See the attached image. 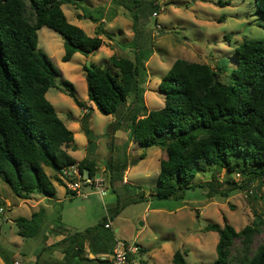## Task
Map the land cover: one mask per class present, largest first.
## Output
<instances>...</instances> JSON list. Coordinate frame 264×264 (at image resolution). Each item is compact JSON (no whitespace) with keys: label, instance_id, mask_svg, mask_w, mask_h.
Masks as SVG:
<instances>
[{"label":"trees","instance_id":"trees-1","mask_svg":"<svg viewBox=\"0 0 264 264\" xmlns=\"http://www.w3.org/2000/svg\"><path fill=\"white\" fill-rule=\"evenodd\" d=\"M78 1L82 0H0V178L20 200H29L34 194L55 196L56 186L45 167L56 170L58 178L63 167L75 163L87 168L91 175L98 172L95 161H77L68 151L74 148L75 135L47 99L62 72L39 49L38 32L44 27L63 37V62L78 53L89 58L101 48L104 42L100 35L89 36L72 24L63 10L64 5H76ZM130 1L138 7L136 0L115 3L132 12ZM256 13L264 16V0H256ZM85 18L99 22L91 14ZM134 19L137 30V17ZM259 26L264 29V21ZM128 46L134 50V59L117 55L110 58L117 72L94 63L92 69L84 66L88 101L104 115H117L128 99H132V107L138 103L131 116L129 141L142 149L159 147L166 154L160 162L158 184L152 191L156 199L184 200L187 190L211 187L212 182L203 185L194 180L212 166L240 175L242 182L220 191L210 188L209 197L220 194L228 198L237 189L249 191L252 184L264 183V39L244 40L234 50L233 67L227 60L219 61L216 67L176 60L159 85L165 97L164 107L147 113L140 108L146 107V91L140 80L143 83L141 72L152 53L139 47L137 37ZM225 73L228 84L219 79ZM61 85L77 106H86L73 83L65 80ZM89 115L83 117L82 128L91 137ZM145 157L143 153L130 164ZM121 164L109 167L112 183L129 168L127 162ZM2 204L0 195V209ZM258 219L241 231L229 223L208 224L205 232L219 234L217 258L210 264H264V243L251 251L253 238L264 225V219ZM45 222L44 208L30 218L15 220L18 235L24 239L41 237ZM108 222L105 219L83 231L66 234L53 244L63 254L59 263L106 264L91 259L89 254L113 252L117 237L113 228H106ZM236 240L241 241V249L233 255ZM186 253L177 251L173 264H189ZM36 264H40L39 258Z\"/></svg>","mask_w":264,"mask_h":264},{"label":"rangeland","instance_id":"rangeland-1","mask_svg":"<svg viewBox=\"0 0 264 264\" xmlns=\"http://www.w3.org/2000/svg\"><path fill=\"white\" fill-rule=\"evenodd\" d=\"M115 1L82 0L76 5L63 6L68 20L90 36H93V28L97 24L86 19V15L91 14L108 22L107 25L104 23L109 31L106 34V50L103 48L89 58L78 53L69 62H63V37L47 27L42 28L38 36L39 49L62 72L56 79V86L48 91L47 99L75 134L74 148L70 149L72 156L77 161H95L98 172L105 173L108 181L112 180L110 165L120 166L122 162H127L130 171L125 173L128 181L125 178L124 181L128 185L123 184V173L115 179L114 189L110 186V192L105 195L85 189L83 193L88 197H72L67 194L66 186L58 181L56 170L45 167L56 186L53 199L34 194L29 200H20L0 178V195L3 198L0 264H36L37 258L40 264H60L61 249L53 246L59 241V234L83 231L105 219L111 221L115 231L119 230L116 233L119 240L139 245L141 252L135 256L138 264H173V256L179 250L187 252L189 264H210L217 258L219 234L205 232L208 224L224 226L229 223L241 231L256 219H264V183L252 184L249 191L237 189L228 198L220 194L208 196L210 188L220 191L242 182L236 174L214 166L194 180V183L203 185L212 182L211 187L187 190L184 200L156 199L152 191L158 184L160 162L166 154L159 147L142 149L127 140L131 116L138 103L132 107V99H128L117 115L102 114L94 103L88 101L84 71V66L90 61L103 69L117 72L110 56L134 59V50L128 45L137 37L139 47L147 54L152 53L143 69L145 75L141 72L145 78L143 83L140 80V85L146 90V107L141 105L140 108L145 113L162 109L165 97L159 85L176 60L210 64L212 67H216L221 60H227L233 67L236 64L234 50L244 40L264 39V29L259 26L264 16L256 13V0H136L138 7L132 1L128 3L132 12L118 6ZM158 8L162 11L155 18L153 14ZM134 16L137 17V30L134 28ZM109 38L117 43L111 46ZM219 79L224 84L229 83L226 73L221 74ZM65 80L74 84L78 98L86 103L84 108L77 106L62 87L61 82ZM87 114H90L88 127L91 137L82 128L83 117ZM70 118L76 123L74 129L69 127ZM117 129L122 131V135L115 139ZM90 143L97 145L93 154L88 151ZM143 153L146 155L144 160L130 164ZM215 174L216 178L213 177ZM40 208L46 211V228L41 237H20L15 220L18 217L30 218ZM263 243L264 225L255 234L251 251L255 252ZM240 249L241 241L236 240L233 255Z\"/></svg>","mask_w":264,"mask_h":264},{"label":"built area","instance_id":"built-area-1","mask_svg":"<svg viewBox=\"0 0 264 264\" xmlns=\"http://www.w3.org/2000/svg\"><path fill=\"white\" fill-rule=\"evenodd\" d=\"M161 9L153 14L155 18L159 17ZM158 30L160 26L157 27ZM239 178L240 175H237ZM59 178L66 186L67 191L75 193L77 196L82 195L88 197V194H84L85 189H90L93 192L105 195L107 193L106 174L97 172L95 175H91L87 168H83L80 163L71 164L61 169ZM252 192V191H251ZM2 212V209H0ZM106 228L111 229V221L106 225ZM140 247L138 244H130L128 242L117 239L116 246L112 253L104 254L100 256V260L106 262V264H138L135 256L140 253ZM19 264V263H17Z\"/></svg>","mask_w":264,"mask_h":264},{"label":"crops","instance_id":"crops-1","mask_svg":"<svg viewBox=\"0 0 264 264\" xmlns=\"http://www.w3.org/2000/svg\"><path fill=\"white\" fill-rule=\"evenodd\" d=\"M118 18V16L117 17H115V19H117ZM104 23H106V21L104 20V19H101V20H99V22L98 23H96L97 24V26H94V28H93V36H96L97 34H99L100 35V37L103 39V45L101 46V48L97 51V52H99L101 49H103L104 48V50H106L105 48H107V46L105 45V42H106V39H107V36H106V34L108 35V33H109V31H108V28H107V24H108V22L106 23V25L104 26ZM100 25V26H99ZM109 26V25H108ZM90 36V35H89ZM110 40H111V42H112V45L111 46H114V44H116L117 42H116V40L115 39H113V38H109ZM132 42V41H131ZM130 42V43H131ZM128 47V46H127ZM96 52V53H97ZM106 52V51H105ZM95 53V54H96ZM95 54H92V55H95ZM91 55V56H92ZM109 57V56H108ZM112 56H110V58H111ZM85 58H87V57H85ZM91 63H94V62H91ZM148 63V62H147ZM95 64V63H94ZM95 65H97V64H95ZM146 66H147V64H146ZM142 87H143V85H142ZM144 88V87H143ZM145 89V88H144ZM146 91V90H145ZM145 94H146V92H145ZM145 94H144V96H145ZM81 118L82 117H80V120H81ZM71 119L72 118H70L68 121H69V123H70V128H75L76 127V123L75 122H73V121H71ZM66 125V124H65ZM73 132V131H72ZM74 133V132H73ZM75 135V134H74ZM121 135H122V131H120V130H116L115 131V134H114V137H115V139H118V138H120L121 137ZM120 136V137H119ZM127 140L129 141V132H128V134H127ZM130 143H131V145L133 144V142H131L130 141ZM69 151V153L71 154V152H70V150H68ZM72 155V154H71ZM99 168V167H98ZM104 169V168H103ZM107 169V168H106ZM104 171V170H103ZM130 171V169L128 168V170L126 171L127 173ZM126 172H124V175H123V184H125V185H127L126 183H125V181L127 180V178H126V176H125V173ZM101 173V172H100ZM111 173V172H110ZM58 175V174H57ZM125 176V177H124ZM124 178H125V181H124ZM58 181L60 182V183H62L63 184V182L61 181V179L60 178H58ZM128 181V180H127ZM55 185V184H54ZM110 186L112 187V189H114V183H112L111 182V180L110 181H108L107 182V185H106V189H107V192H110ZM67 194L68 195H71L68 191H67ZM90 195H92V193H89ZM89 196V195H88ZM46 199L48 198L49 200L50 199H53V197H51V198H49V197H45ZM62 228V227H61ZM69 234V233H68ZM61 237H60V239H59V241L60 240H62L65 236H66V234L64 235H62V234H59ZM57 237V236H56ZM118 239V238H117ZM58 242V241H57ZM61 255H62V257H61V259H60V261L63 259V254H62V252H61ZM102 255H104V254H99V255H93V254H89V257L91 258V259H94V258H97V259H99L100 258V256H102ZM26 257V256H25Z\"/></svg>","mask_w":264,"mask_h":264},{"label":"water","instance_id":"water-1","mask_svg":"<svg viewBox=\"0 0 264 264\" xmlns=\"http://www.w3.org/2000/svg\"><path fill=\"white\" fill-rule=\"evenodd\" d=\"M86 66H87L89 69H92V68H93V66H92V64H91L90 61H87ZM96 149H97V145H96V143H90V144H89L88 151H89L90 154L95 153V152H96ZM115 232L118 233L119 230L117 229Z\"/></svg>","mask_w":264,"mask_h":264}]
</instances>
